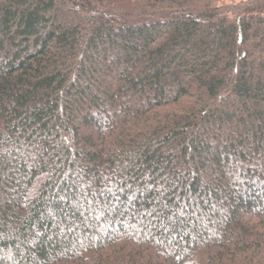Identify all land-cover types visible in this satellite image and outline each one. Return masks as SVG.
<instances>
[{"label": "trees", "instance_id": "obj_1", "mask_svg": "<svg viewBox=\"0 0 264 264\" xmlns=\"http://www.w3.org/2000/svg\"><path fill=\"white\" fill-rule=\"evenodd\" d=\"M0 264H264V0H0Z\"/></svg>", "mask_w": 264, "mask_h": 264}]
</instances>
